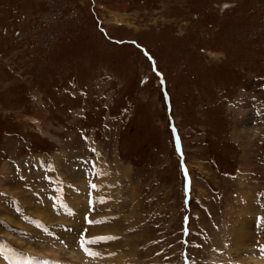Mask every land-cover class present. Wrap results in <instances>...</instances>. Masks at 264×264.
Masks as SVG:
<instances>
[{"label":"rangeland","instance_id":"rangeland-1","mask_svg":"<svg viewBox=\"0 0 264 264\" xmlns=\"http://www.w3.org/2000/svg\"><path fill=\"white\" fill-rule=\"evenodd\" d=\"M262 249L264 0H0V264Z\"/></svg>","mask_w":264,"mask_h":264},{"label":"bare ground","instance_id":"bare-ground-1","mask_svg":"<svg viewBox=\"0 0 264 264\" xmlns=\"http://www.w3.org/2000/svg\"><path fill=\"white\" fill-rule=\"evenodd\" d=\"M47 216V215H46ZM258 256H256L255 258H257ZM260 257H262V256H259L258 258H260ZM254 257H252V259H253ZM251 259V260H252ZM263 259H264V257H263ZM34 262V261H33ZM251 262V261H250ZM21 263H23L24 264V261H21V260H17V263H16V261H15V264H21ZM31 263V262H30ZM252 264V263H251Z\"/></svg>","mask_w":264,"mask_h":264},{"label":"snow or ice","instance_id":"snow-or-ice-1","mask_svg":"<svg viewBox=\"0 0 264 264\" xmlns=\"http://www.w3.org/2000/svg\"><path fill=\"white\" fill-rule=\"evenodd\" d=\"M262 250H264V249H262Z\"/></svg>","mask_w":264,"mask_h":264}]
</instances>
